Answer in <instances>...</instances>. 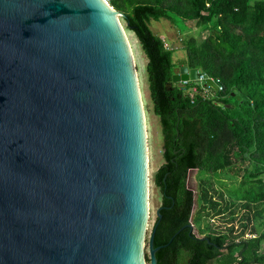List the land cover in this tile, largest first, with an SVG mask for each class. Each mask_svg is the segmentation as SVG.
<instances>
[{
	"label": "water",
	"instance_id": "1",
	"mask_svg": "<svg viewBox=\"0 0 264 264\" xmlns=\"http://www.w3.org/2000/svg\"><path fill=\"white\" fill-rule=\"evenodd\" d=\"M121 15L107 0H0V264L157 262Z\"/></svg>",
	"mask_w": 264,
	"mask_h": 264
},
{
	"label": "trees",
	"instance_id": "2",
	"mask_svg": "<svg viewBox=\"0 0 264 264\" xmlns=\"http://www.w3.org/2000/svg\"><path fill=\"white\" fill-rule=\"evenodd\" d=\"M108 2L147 58L149 96L160 124L163 162L153 181L162 195L153 244L165 245L155 252L156 264H264V0ZM159 18L179 31L190 23L197 27V34L184 36V54L175 61L174 49L149 27ZM181 64L218 79L222 90L208 86L207 95L196 80L172 81ZM193 168L237 179L223 183L227 199L206 178L199 181L194 218L193 191L186 185ZM218 197L233 207L221 230L207 220L221 211ZM205 208L211 212L202 222Z\"/></svg>",
	"mask_w": 264,
	"mask_h": 264
},
{
	"label": "rangeland",
	"instance_id": "3",
	"mask_svg": "<svg viewBox=\"0 0 264 264\" xmlns=\"http://www.w3.org/2000/svg\"><path fill=\"white\" fill-rule=\"evenodd\" d=\"M121 22V21H120ZM178 24H182L181 21H177ZM122 24V23H121ZM123 26V25H122ZM149 27L154 34L162 37L168 47L174 49L172 58L177 60L183 56L184 51L182 49L183 38L187 32L197 34V27L190 23L187 30L179 31L176 25L166 18H159L158 20L151 19L149 22ZM124 29L128 45L132 54V60L134 63L135 74L138 83V90L142 104L143 116H144V126L146 134V155H147V177H148V192H147V205H148V217L146 221V230L145 238H148V235L152 229L153 222L156 216V209L160 206L161 202V191L158 186L155 185L153 181V174L157 167L163 162L161 155V144H162V135L160 130L159 119L156 114L152 111V102L149 96L148 82H147V73H146V56L135 37L134 33L129 29ZM199 33V32H198ZM207 31H201L198 35L199 38H203L206 35ZM207 95H212L211 91L206 93ZM206 178L207 181H210L213 189L219 190L222 192V197H227L224 195V184H230L235 182L237 179L229 177L223 171L219 173H212L208 175H201L197 172V169L193 168L188 170L186 177V185L193 191V205H192V217H195V214L198 210L196 203V197L198 194V185L199 181ZM220 201L221 211L212 214L207 217L212 227L217 230H221L222 226L229 220V209L233 208L232 205L227 201L222 200L220 197L217 198ZM206 211L211 212L208 208H205L202 212V222L206 218ZM240 209L237 208L236 213L239 214ZM196 224V223H195ZM193 231L197 233V224L192 225ZM261 250H264V243L262 244Z\"/></svg>",
	"mask_w": 264,
	"mask_h": 264
},
{
	"label": "built area",
	"instance_id": "4",
	"mask_svg": "<svg viewBox=\"0 0 264 264\" xmlns=\"http://www.w3.org/2000/svg\"><path fill=\"white\" fill-rule=\"evenodd\" d=\"M108 1V0H107ZM206 77H209V76H206V74H204L203 72H197V79H196V81H198L199 82V84L201 85V87H202V89H203V91H204V93H207V92H209L210 90H209V85L205 82V78ZM215 83H216V85H217V90H222V84L218 81V79H214L213 77H210ZM182 83H185L186 81L184 80V81H181ZM245 236H247V237H251V236H254V234H252V233H246L245 234Z\"/></svg>",
	"mask_w": 264,
	"mask_h": 264
},
{
	"label": "bare ground",
	"instance_id": "5",
	"mask_svg": "<svg viewBox=\"0 0 264 264\" xmlns=\"http://www.w3.org/2000/svg\"><path fill=\"white\" fill-rule=\"evenodd\" d=\"M123 27V26H122ZM123 31H124V29H123ZM124 36H125V38H126V35H125V32H124ZM126 41H127V38H126ZM127 44H128V41H127ZM128 47H129V45H128ZM129 49H130V47H129ZM130 53H131V51H130ZM131 56H132V54H131ZM137 79V78H136ZM137 86H138V83H137ZM138 92H139V90H138ZM141 100V99H140Z\"/></svg>",
	"mask_w": 264,
	"mask_h": 264
}]
</instances>
